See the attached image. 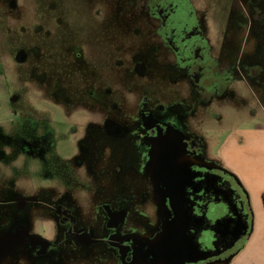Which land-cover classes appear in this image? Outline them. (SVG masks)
<instances>
[{
    "label": "flooded vegetation",
    "instance_id": "1",
    "mask_svg": "<svg viewBox=\"0 0 264 264\" xmlns=\"http://www.w3.org/2000/svg\"><path fill=\"white\" fill-rule=\"evenodd\" d=\"M72 1L0 0V70L31 80L33 97L55 104L20 137L25 155L40 164L38 173L55 182L27 194L16 189L11 199L0 188V264H87L93 253L111 264H228L249 238L253 215L243 190L210 156L211 137L200 132L213 130L208 113L198 117L220 110L240 89L254 94L264 117V64L241 52L232 56L229 46L237 29L257 54L264 0H232L228 13L236 28L229 24L215 34L211 0H83L84 11L75 4L74 11L64 9ZM88 15L99 30L111 19L105 41L112 44V61L109 71L101 69L100 83L87 82L75 98L67 67L85 69L93 47L72 21ZM56 59L61 67L52 68ZM13 65L29 72H14ZM157 66L177 84L176 114L141 104L145 90L123 105L114 100L119 91L132 98L136 90L120 85L119 72H132L146 85V73ZM81 191L90 195L86 210L77 199ZM214 198L231 200L219 218L231 219L230 231L239 218L247 225L232 246L209 223Z\"/></svg>",
    "mask_w": 264,
    "mask_h": 264
},
{
    "label": "rangeland",
    "instance_id": "2",
    "mask_svg": "<svg viewBox=\"0 0 264 264\" xmlns=\"http://www.w3.org/2000/svg\"><path fill=\"white\" fill-rule=\"evenodd\" d=\"M37 0V4H39ZM75 1V3H74ZM70 4L66 3L62 6L64 9H70L74 11V6H78V10L84 11L87 7H84L83 0H74ZM79 2V3H78ZM232 0H211L209 4H207L211 10V31L215 34L219 29L225 28L227 25L231 24L232 28H236L234 24L236 23L235 18L231 16L228 12L230 9V5ZM65 11V10H64ZM93 17L88 15L84 16L81 20L75 19L72 21L75 23L79 30L84 31L85 40L88 36L92 37L93 41L89 38L88 43L92 45L93 49H90V58L88 60L87 66L84 67H76L66 66V80L69 87V90L72 93V96L78 98L79 96H83L85 92V84L87 82L92 84L100 83V71L101 69L110 70V61H112L111 51L112 44L110 40L105 41V38L109 39V36L105 33L107 31L112 30L113 24L111 23V19H106V24L104 25V30H99L97 28V23ZM235 30V29H234ZM90 33V35L88 34ZM102 33V34H101ZM234 38L230 43L231 55L235 56L237 53L241 52L243 59L259 61L264 64V38L261 39L259 43V48L256 55L251 54V44L248 41V37L244 39L243 33L238 31L237 29L234 32ZM87 34V35H86ZM92 35V36H91ZM250 39H252L250 37ZM7 52V51H6ZM88 53V51H87ZM9 57V52L8 56ZM46 63V62H45ZM10 64V62H9ZM47 65V64H46ZM14 69L19 74H26L29 70H23L22 66L13 65ZM48 66V65H47ZM50 66L52 68L61 67L58 60L50 62ZM24 71V73H22ZM66 72V71H65ZM3 74L2 70H0V74ZM145 84L142 82L138 75L128 73L124 75L122 72H119L118 80L121 86H132L135 84L136 90L131 94L132 98H125L124 94L119 91L117 94H114V100L118 102L120 105H123V102L135 101V95H138V92L141 90H145L146 96L141 99V104H147L152 109H157V107H164L173 114H176L177 102H178V94H177V84L170 80V76L164 74V72L160 69L159 66L149 70L146 73ZM4 79L0 78V188H4L7 191V196L11 199L14 194L11 191H21L22 193H29L31 187H38L40 185H49L50 183H54L55 180L46 181L45 176H43L40 169V164L33 158L27 157L25 155V146L20 142V137L22 136V129L32 128L33 120L41 117V113L45 112V109H49L50 107H54L55 104L48 100L47 103H40L33 97V92L36 90L35 84L31 82L29 79H25L22 77L17 79L13 75L3 74ZM106 75L109 77V80H105L107 85L110 86L112 77L110 76V72H106ZM174 79V78H173ZM5 85V88H4ZM105 89V83H104ZM109 88L105 89L108 90ZM241 92L237 95L228 94L227 100H225V104H221V109L217 111H208L201 112L198 120L203 116V114L208 113V120L210 126L213 127V130H200L201 134L210 138L211 136H215L218 140L223 139L226 135L227 130L230 127L233 128H251L254 126L264 125V117L260 114L259 105L254 97V94L251 93L250 90L240 89ZM95 92L94 90L92 91ZM4 93V94H3ZM79 101V100H77ZM132 107L133 104H128ZM70 106V105H69ZM45 108V109H44ZM131 109V108H130ZM257 110L258 115L252 116V111ZM201 111V110H200ZM220 116L223 118L220 119ZM125 117H129L125 116ZM30 120L29 122H26ZM34 120V121H35ZM128 121V120H126ZM26 124V125H25ZM25 128V129H26ZM30 134V133H29ZM25 138V137H24ZM218 148L216 141L210 143V152L213 153ZM5 152V155L2 153ZM29 161V165L31 166V170L37 173H29L26 171L25 167V158ZM3 160H5L3 162ZM24 170L19 174L16 172V169L19 167ZM43 165V164H42ZM18 174V175H17ZM104 177V185L105 188L112 187V183L109 180V174L106 171L102 174ZM46 181V182H45ZM75 183L79 184V181ZM80 185V184H79ZM2 188V190H3ZM249 202V200H248ZM250 206V203H249ZM251 207V206H250ZM228 210V205L223 202V200L218 201L215 198L209 203L208 206V219L210 225H214L217 220L223 216ZM252 211V210H251ZM253 215V224L254 227L256 225V221ZM258 234L253 233V237L251 236L250 241H246L241 248V251L244 250L245 246H247L245 254L248 256H252V254L257 253V251L262 250V243L260 242V234L264 231V227H258ZM208 239L205 243L209 244L211 242L212 233L210 231L207 232ZM250 237V236H249ZM240 243L237 245V247ZM94 251H99V249H93ZM240 251V252H241ZM98 253V252H97ZM233 261V260H232ZM230 261L228 264H232ZM264 261V260H263ZM9 264V263H8ZM87 264H111L108 257L104 255L101 259L98 258V255L93 253L92 258L88 260Z\"/></svg>",
    "mask_w": 264,
    "mask_h": 264
},
{
    "label": "crops",
    "instance_id": "3",
    "mask_svg": "<svg viewBox=\"0 0 264 264\" xmlns=\"http://www.w3.org/2000/svg\"><path fill=\"white\" fill-rule=\"evenodd\" d=\"M215 141L218 148L211 153L210 143ZM208 148L211 158L237 178L241 190L249 200L256 221L248 238L250 241L253 233V236L258 234V227H264V125L251 128L230 127L221 140L211 136ZM259 236L262 250L248 256L245 254L247 244L235 256L232 264H264V231Z\"/></svg>",
    "mask_w": 264,
    "mask_h": 264
},
{
    "label": "water",
    "instance_id": "4",
    "mask_svg": "<svg viewBox=\"0 0 264 264\" xmlns=\"http://www.w3.org/2000/svg\"><path fill=\"white\" fill-rule=\"evenodd\" d=\"M230 197L233 196V191L230 189L229 191ZM223 202L228 205L230 208V202L231 200L223 199ZM230 224L231 219H219L217 220L215 224V232L216 234L220 235L222 239L230 238L231 244L230 246L234 245L235 242H237L241 236H243L247 230V225L244 222L242 218L238 219V223L236 224V227L233 228V231H230Z\"/></svg>",
    "mask_w": 264,
    "mask_h": 264
},
{
    "label": "clouds",
    "instance_id": "5",
    "mask_svg": "<svg viewBox=\"0 0 264 264\" xmlns=\"http://www.w3.org/2000/svg\"><path fill=\"white\" fill-rule=\"evenodd\" d=\"M81 177L84 180V182H88V178L86 176V171L84 169H81ZM77 199L81 205L82 208L85 210L87 209L90 201V195L87 191H81L77 195Z\"/></svg>",
    "mask_w": 264,
    "mask_h": 264
},
{
    "label": "trees",
    "instance_id": "6",
    "mask_svg": "<svg viewBox=\"0 0 264 264\" xmlns=\"http://www.w3.org/2000/svg\"><path fill=\"white\" fill-rule=\"evenodd\" d=\"M227 173L229 174V176L238 184V186L241 188V186H240V184H239V182H238V180H237V178L234 176V175H232L230 172H228L227 171ZM263 201H264V195H263Z\"/></svg>",
    "mask_w": 264,
    "mask_h": 264
}]
</instances>
